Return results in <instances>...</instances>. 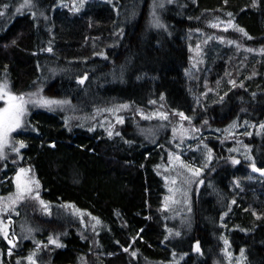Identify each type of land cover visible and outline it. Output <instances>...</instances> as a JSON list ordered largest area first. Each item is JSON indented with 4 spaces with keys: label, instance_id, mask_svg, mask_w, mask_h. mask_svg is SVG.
I'll return each instance as SVG.
<instances>
[{
    "label": "trees",
    "instance_id": "1",
    "mask_svg": "<svg viewBox=\"0 0 264 264\" xmlns=\"http://www.w3.org/2000/svg\"><path fill=\"white\" fill-rule=\"evenodd\" d=\"M12 1L0 0V81L31 102L24 146L12 136L15 147L0 150V208L12 200L19 208L8 207L19 240L0 230V264H166L174 256L181 257L173 264H226V241L246 264H264V127L256 128L264 121V0H167L160 8L153 0H88L79 12L61 0H30L33 13L11 9ZM215 20L234 26L222 30ZM211 32L223 45L212 47L210 37L211 53L191 68L196 37ZM38 91L61 103L37 102ZM117 107L126 118L114 133L65 121ZM139 110H163L172 121L162 126ZM178 113L203 131L212 159L179 150L203 169L192 222L170 238L157 164L173 146ZM234 121L251 123L253 132L208 131ZM237 137L255 161L229 151ZM24 158L37 185L13 196L12 174ZM90 215L100 217L99 232Z\"/></svg>",
    "mask_w": 264,
    "mask_h": 264
},
{
    "label": "rangeland",
    "instance_id": "2",
    "mask_svg": "<svg viewBox=\"0 0 264 264\" xmlns=\"http://www.w3.org/2000/svg\"><path fill=\"white\" fill-rule=\"evenodd\" d=\"M26 3V0H13L11 4V9H15L16 6H18V10L22 11L23 9H28L32 13L36 12V8L32 7V5L29 2ZM111 1V0H109ZM167 0H153L154 5L156 8H160L163 3ZM61 4L63 5V8L68 9L69 11H76L79 12L84 3L88 2V0H61ZM117 5V4H116ZM118 6V5H117ZM115 7L118 11V7ZM124 6V4H123ZM123 10L118 11L119 18L123 15ZM36 18H41L43 20H47L48 16L42 15L41 17L39 15H35ZM214 24L219 26L222 30H225L227 28H231L234 26V20H228L221 23L220 20H215ZM220 24V25H218ZM210 37H212V40L215 42L212 47H220L223 45V43L220 41L219 35L215 32H211L208 36L201 35L200 38L196 37V40L194 41V45L191 47V56H190V67L196 68L198 65L206 60V56L211 53L210 48ZM232 42V40L228 41V44ZM4 93H7V95H4ZM0 96H3L2 99H0V128L3 127H12V125L15 124V113L10 111L7 114V118L4 119L3 117L5 114L3 113V110L5 108H8L9 105L7 103L8 96H14L17 98L22 97L23 99H16L12 101L13 104L19 105L23 108V114L19 116V127H13V130L7 133L6 136L0 137V150L3 149L4 146L9 147V149H13V141L11 137L17 139L18 142V149L21 148V143L23 144V138L20 136H25L27 127L24 126L25 122V115L27 113L28 105L31 101H28L26 98H24L21 95H16L14 93H11L7 87V84L4 81H0ZM36 101L41 103L45 99L43 96H40L39 91L38 94H35ZM55 101H59L57 99H52ZM59 104V103H58ZM58 104H52L53 106H58ZM51 106V105H48ZM77 108V107H74ZM73 108V109H74ZM120 110L122 108H106V109H98L96 112L92 110H87V114L73 118L70 120L71 117H68L70 115H66L65 121L66 123L70 121H76L80 124H83L85 126H88L90 128H95L97 126L103 128H106L109 133H114L116 130L114 129L115 123L119 122L121 123L125 118V114L121 113ZM139 114L142 118H152V117H158L162 120V126L169 125V121L171 120V115L168 112H165L163 110H155L150 112V114H147L146 112L140 111ZM177 115V114H176ZM172 134H171V140L169 142L173 145L171 146V149H165L162 153L163 155H167L166 160H161L157 166L161 170L162 178L165 181L166 184V194L164 197V202L161 208L165 210V218L167 220L166 222V234L167 237L171 236L172 238L175 235L179 234V230L181 229V225H187L185 226V229H188L189 222L192 221L191 212L193 210L192 206V200H193V193L195 191V186H199L198 176L201 174L203 167L198 165L197 162L194 161H188V159H185L180 154L179 150L183 149L184 151L189 150L190 148H193V150L202 151L205 155L204 158H200L201 162H207L212 159V151L207 147L205 144V141L200 139V134L203 132L200 130V128H196L191 123L190 119L182 114L178 113L176 116V119L173 120L172 123ZM240 127L241 132L244 134H251L253 132V125L249 122L242 121V122H231L229 125L222 127V128H212L211 130H208L212 134L218 135L219 133H222L221 135L227 134H233L234 128ZM261 127H264V121L256 126L257 130H261ZM31 128V127H30ZM18 134V135H17ZM23 134V135H22ZM200 139L197 142V139ZM177 140V141H176ZM201 147L197 146L198 144H201ZM168 144V141H167ZM229 151H232L233 154H237V158L245 161H255L254 157L250 153V146L242 141L240 138H236V142L233 145H230ZM20 147V148H19ZM173 147V149H172ZM27 159V158H26ZM25 158L22 160L24 165L23 167H19V169L12 174V179L10 183V193L13 196L19 195L24 193L28 188L32 187L35 182V178L30 175V167L27 165V160ZM200 177V176H199ZM5 180V179H3ZM196 181V182H195ZM198 181V182H197ZM195 183V185H194ZM1 197L2 194H0ZM7 197V196H6ZM14 199V198H12ZM15 200H12L11 204L7 203L4 207V210L0 208V230L2 231V234L4 237H7L9 234L12 237L13 240H19V236L15 233V215L14 213L18 214L19 208H15L16 204L14 203ZM9 205L14 206L15 211L9 210ZM3 213H5L3 217ZM226 214V211L223 213V218L221 221L223 222V225L226 226V222L224 223V216ZM8 218H11V220ZM89 224L94 226H98L95 231L99 232L100 229V217L90 215L89 217ZM22 229L24 226L22 225V222L18 223ZM31 231V230H30ZM225 233V231H224ZM15 234L16 236H14ZM29 237V234L26 235ZM34 241L33 245V252H38L40 249V244L37 243L34 238H32ZM193 251L200 253V247L197 243H194L193 245ZM7 253L8 251L5 250ZM8 254V253H7ZM225 255V256H224ZM176 257L181 256H174L172 257L173 260H169L166 264H173ZM223 257L225 258L226 264H246L245 263V257L244 253L241 250L238 254H235L233 250L231 249L229 243L226 241L224 245V251H223ZM26 259H31L30 257H26ZM80 261V260H79ZM83 264V261L81 260V263Z\"/></svg>",
    "mask_w": 264,
    "mask_h": 264
},
{
    "label": "snow or ice",
    "instance_id": "3",
    "mask_svg": "<svg viewBox=\"0 0 264 264\" xmlns=\"http://www.w3.org/2000/svg\"><path fill=\"white\" fill-rule=\"evenodd\" d=\"M28 2V0H26V3ZM19 11V10H18ZM242 31V30H241ZM4 95H7V93H4ZM3 96H0V99H2ZM16 99H23L22 97L20 98H17V97H14V96H8V100H7V103L9 105L8 108H5L3 110V113L5 114V116L3 117L4 119L7 118V114L12 111L15 113V124L12 125V127H3V128H0V137L2 136H6L8 132H10L11 130H13V127H19V116L23 114V108L19 105H15L12 103V101L16 100ZM43 104L45 105H52V104H58V103H61L60 101H55V100H44L42 101ZM24 145L21 143V147H23ZM235 163V161H234ZM53 243H55V241H52Z\"/></svg>",
    "mask_w": 264,
    "mask_h": 264
},
{
    "label": "built area",
    "instance_id": "4",
    "mask_svg": "<svg viewBox=\"0 0 264 264\" xmlns=\"http://www.w3.org/2000/svg\"><path fill=\"white\" fill-rule=\"evenodd\" d=\"M7 251H8L7 253H9L11 251V249L10 248H7Z\"/></svg>",
    "mask_w": 264,
    "mask_h": 264
},
{
    "label": "water",
    "instance_id": "5",
    "mask_svg": "<svg viewBox=\"0 0 264 264\" xmlns=\"http://www.w3.org/2000/svg\"><path fill=\"white\" fill-rule=\"evenodd\" d=\"M264 174V171H262V175Z\"/></svg>",
    "mask_w": 264,
    "mask_h": 264
}]
</instances>
